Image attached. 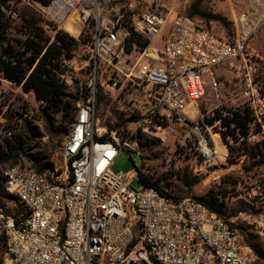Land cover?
Here are the masks:
<instances>
[{
  "label": "built area",
  "instance_id": "1",
  "mask_svg": "<svg viewBox=\"0 0 264 264\" xmlns=\"http://www.w3.org/2000/svg\"><path fill=\"white\" fill-rule=\"evenodd\" d=\"M11 20L24 10L38 17L47 46L60 32L91 39L87 60L63 57L68 86L78 71L88 77L122 74L137 91L135 127H100L95 92L78 110L58 152L64 165L39 173L30 163L2 170L7 192L24 212L0 206V236L9 264H264L246 241L237 218H223L199 198H175L152 187L136 189L139 168L115 170L123 152L142 156L140 139L174 123L201 148L206 136L190 115L213 90L220 100L218 69L228 64L243 82L242 97L264 138V95L252 76L256 51L246 14L230 39L173 10L135 11L128 0H10ZM133 33L147 39L131 57ZM127 66L128 71L122 68ZM118 76V75H117ZM207 142V141H206ZM202 151V149H201ZM203 153V152H202ZM204 154V153H203ZM253 200L254 194L247 193ZM264 199V198H263Z\"/></svg>",
  "mask_w": 264,
  "mask_h": 264
},
{
  "label": "rangeland",
  "instance_id": "2",
  "mask_svg": "<svg viewBox=\"0 0 264 264\" xmlns=\"http://www.w3.org/2000/svg\"><path fill=\"white\" fill-rule=\"evenodd\" d=\"M129 1L135 11L153 6L193 17L204 28L230 39L237 33L240 16L246 14L252 31L250 42L256 51L251 61L252 76L264 95V0ZM11 5L12 2L6 0L0 7V55L4 46L22 50L19 43L30 34L24 19L36 16L33 11L24 10L21 13L23 19L11 20L7 13ZM139 35L142 43L148 42L141 34H137V37ZM76 41L75 49L67 58L87 60L90 37L84 35ZM138 46V43L130 45L129 56L138 55ZM122 69L128 71L126 65ZM62 70H65L63 65ZM121 75L113 73L110 76L109 73L90 78L78 71L67 92L75 94L79 90L83 96L80 101L87 99L92 91L95 92L94 104L100 127H107L108 130L133 129L135 125L132 122L139 114V109L134 105L137 91ZM217 75L220 100L217 101L213 90L208 88L206 96L198 102V109L190 115L206 136L207 142L203 140L201 148L188 136L192 122L174 123L159 133L146 136V140L152 143L142 149V156L123 152L115 161L116 167L123 172L142 167L143 173L156 180L171 196L192 195L215 206L223 216L237 218V225L247 240L264 255V138H252L260 129L257 124L253 125L248 137L238 135L234 139L231 136L223 137L227 129L219 120L210 123L209 120L218 114L225 117L231 115V111L249 106L241 95L243 82L234 67L223 65ZM75 108L78 105H70L68 115L66 112L54 114L34 92L25 91L0 71V156L19 147L25 153L18 156L17 162L31 164L33 161L40 168L64 165L58 152L65 140V131L72 124L69 117L71 114L75 117ZM261 143L259 149H253V146ZM12 162L0 164V174ZM132 186L139 189L142 183L136 178ZM5 191L8 193L7 189ZM248 192L254 194L253 200L247 198ZM1 204L14 216L24 212L12 198L3 197ZM2 243L3 240H0V249L4 251ZM0 264L9 263L4 259Z\"/></svg>",
  "mask_w": 264,
  "mask_h": 264
},
{
  "label": "trees",
  "instance_id": "3",
  "mask_svg": "<svg viewBox=\"0 0 264 264\" xmlns=\"http://www.w3.org/2000/svg\"><path fill=\"white\" fill-rule=\"evenodd\" d=\"M6 0L0 1V7ZM45 1V0H44ZM201 0H198V2ZM36 15L35 13H33ZM189 17V16H188ZM23 19V17H21ZM193 18V17H191ZM1 15H0V27H1ZM26 29L30 32L27 34L26 39L19 43V49L15 50L12 46H4L2 54L0 55V71L10 81L21 85L25 91L34 92L36 97L46 103L47 109L54 113H63L70 108V105H78L83 96L79 90L75 94L67 92V85L62 81L60 74L62 70V59L67 57L75 49L77 41L65 32H60L56 36V41L47 46V40L45 39L41 29L38 26V17H29L24 19ZM139 44L138 48L146 46L147 42H141V36L137 37V33H133L131 44ZM130 44V45H131ZM84 95V94H83ZM85 97V96H84ZM71 99V102H70ZM71 103V104H70ZM78 108H75V116ZM71 111L69 110V115ZM68 115V113H67ZM75 118V117H74ZM74 118L69 117L70 123L74 121ZM219 120L221 125L224 126L227 131L223 133V137L231 136L236 139L238 135L242 137H248L254 123V116L250 105L244 109L231 111V115L222 117L220 114L214 116L209 121ZM68 130L65 131L67 134ZM146 136L140 139V145L142 149L149 147L150 140H146ZM261 144L253 146V149H259ZM23 148L15 147L8 154L0 156V164L13 160V163H17L19 155L24 154ZM10 164V165H11ZM32 168L37 172L42 173L46 168H40L35 162L31 163ZM7 167V166H6ZM139 180L145 187H152L157 189L160 193L171 196L165 191L156 180H153L150 176L143 173L142 167L139 168ZM5 179L0 174V206L1 199L3 197L12 198L15 197L6 193ZM173 197V196H172ZM180 198V197H175ZM202 201V199H200ZM211 210L216 211L223 218L220 211L213 205L203 201ZM20 205V204H19ZM23 208V206L21 205ZM24 210V209H23ZM3 240L4 251L0 249V262L5 259V238L0 237ZM248 244L252 247L254 252L260 257L264 258V255L256 249L246 238Z\"/></svg>",
  "mask_w": 264,
  "mask_h": 264
},
{
  "label": "water",
  "instance_id": "4",
  "mask_svg": "<svg viewBox=\"0 0 264 264\" xmlns=\"http://www.w3.org/2000/svg\"><path fill=\"white\" fill-rule=\"evenodd\" d=\"M115 170L117 171V170H119V169L116 167Z\"/></svg>",
  "mask_w": 264,
  "mask_h": 264
}]
</instances>
